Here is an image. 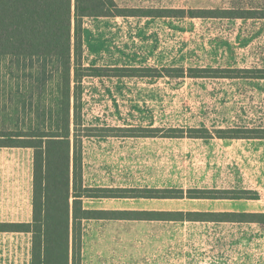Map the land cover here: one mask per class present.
<instances>
[{
    "label": "rangeland",
    "instance_id": "rangeland-1",
    "mask_svg": "<svg viewBox=\"0 0 264 264\" xmlns=\"http://www.w3.org/2000/svg\"><path fill=\"white\" fill-rule=\"evenodd\" d=\"M115 1L129 8L264 6V0ZM82 35L85 66L264 68V19L89 17L83 19ZM26 65L18 67L12 60L1 64V139H17L37 123L48 125L57 94L53 66L47 68V84L42 89L30 79V65ZM33 67L31 71L38 69L36 63ZM35 115L42 116L40 122ZM81 117L83 126L94 128L161 130L155 137H83L85 185L189 188L238 184L244 175L242 164L249 161L235 158L251 151L250 146L224 144L228 140L219 138L162 134L168 128H264V80L85 77ZM85 205L157 211L250 207L244 202L151 199L85 201ZM84 241L88 248L95 244L97 254L111 264L118 260L122 246L130 249L127 254L148 264H264V226L256 222L103 221L87 225Z\"/></svg>",
    "mask_w": 264,
    "mask_h": 264
},
{
    "label": "trees",
    "instance_id": "trees-1",
    "mask_svg": "<svg viewBox=\"0 0 264 264\" xmlns=\"http://www.w3.org/2000/svg\"><path fill=\"white\" fill-rule=\"evenodd\" d=\"M224 17L264 19V6L184 9L129 8L115 0H0V70L8 60L24 68L36 86L47 84L51 64L57 89L48 125L13 139L0 138V146L31 147L34 152L33 216L30 223H0V231L32 234L31 264H81L82 223L88 219H149L235 221L264 224V213L157 211L85 208L84 199H256L245 189L178 187L84 186L82 139L99 135L155 137L157 127H88L81 117L82 81L85 77L137 78H245L264 79V68L85 66L83 19L89 17ZM34 63L38 69L33 70ZM52 77V75H50ZM44 116V115H43ZM40 122L39 115H35ZM93 130H102L94 134ZM167 137L264 139V128H168Z\"/></svg>",
    "mask_w": 264,
    "mask_h": 264
},
{
    "label": "crops",
    "instance_id": "crops-1",
    "mask_svg": "<svg viewBox=\"0 0 264 264\" xmlns=\"http://www.w3.org/2000/svg\"><path fill=\"white\" fill-rule=\"evenodd\" d=\"M264 80V79H260ZM228 145H239V147L250 146L251 151H243L235 159H245L249 163H243L244 175L238 181L227 184V186L212 187H189V188H208V189H245L258 193L256 199H179L196 202H210L211 204L229 203H248V209H194L180 211H203V212H246L264 213V139H223ZM83 148V147H82ZM83 160V151H82ZM33 173H34V152L31 147L0 146V223H30L33 216ZM83 177V173H82ZM235 181V180H234ZM84 184V181H83ZM90 186L92 185H85ZM103 186V185H95ZM94 187V186H93ZM104 187H126V186H106ZM131 187V186H128ZM183 188V187H181ZM188 189V188H183ZM102 200H141V199H84L85 208H93L85 205V201L97 202ZM145 200V199H143ZM166 200V199H165ZM100 209V208H94ZM111 210V209H106ZM115 210V209H114ZM131 210V209H118ZM144 219H88L83 220L82 226V246L81 264H111L104 260L102 255H98L97 249L93 246L87 247L84 237L87 225H94L103 221H118L128 223V221H142ZM149 220V219H145ZM190 221V220H180ZM197 222H229L242 223L235 221H197ZM249 222V221H247ZM258 223V222H256ZM260 224V223H259ZM264 226V224H260ZM122 226H125L123 224ZM127 226V225H126ZM32 234L28 231H0V264H31L32 259ZM130 249L122 246L121 254L115 264H148L146 260H140L136 255L127 254ZM88 252L90 256H88ZM139 258V260H138Z\"/></svg>",
    "mask_w": 264,
    "mask_h": 264
}]
</instances>
